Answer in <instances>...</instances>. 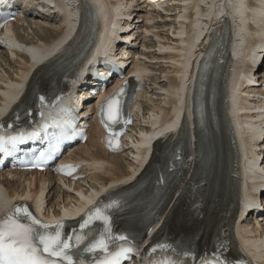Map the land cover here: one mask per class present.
<instances>
[{
	"label": "bare ground",
	"instance_id": "bare-ground-1",
	"mask_svg": "<svg viewBox=\"0 0 264 264\" xmlns=\"http://www.w3.org/2000/svg\"><path fill=\"white\" fill-rule=\"evenodd\" d=\"M52 1L61 22L54 25L37 22L28 25L12 23L11 29L21 43L51 42L63 31L65 24L64 17L59 12L73 14L75 3L77 4L79 0ZM92 2L99 11L102 27L100 32H111L125 1L92 0ZM137 2L141 10L138 18L143 19L137 20L139 29L135 40L138 38L141 41V50L138 57L131 61L147 67L151 73L148 77L150 80L148 89L140 93L144 100L141 111L145 117L137 123L139 128H145L146 124H156L158 118L169 115L171 111L172 114L189 109L190 97L184 94L186 90L193 88L194 61L197 64L200 60L202 51L214 30L226 19L231 24L235 45L230 52L228 69H231L235 86L240 75L245 74L248 77L247 80L238 83L237 98L240 107L235 110V114L246 126L242 128L245 146L241 154L245 161L242 175L247 173V177L248 173H251L248 177L251 180L246 183L244 202H253L257 198L256 184L257 182L259 184L260 179L264 177L263 173L259 174L254 170L255 167L250 161L252 153L256 152L254 147L259 148V158L264 159L262 144L257 139L264 131V105H262L264 55L259 53V47L264 42V0H254V3L251 1L252 4L249 0H138ZM25 3L27 7L31 3L35 10L38 7L43 8L40 0H25ZM168 4L169 7H166L165 5ZM238 4L239 7H236ZM51 11L42 10L44 14ZM162 11L165 12L163 13L165 16L160 14L156 17L152 16L155 12ZM116 33L115 26L112 30V41L117 39ZM65 35L69 36L68 33ZM27 62V56L17 50L11 48L10 52H7L0 48V89L5 88L10 81L18 80L19 69L26 68ZM252 69L256 71L253 73ZM1 99L0 95V102ZM177 100L181 106L176 103ZM174 126L172 125L171 130ZM128 153L124 148L117 152L110 151L104 144L101 131L95 125H91L86 143L75 148L70 154L71 158L87 159V167L81 171L88 173L85 178L74 183L66 181L62 183L48 171L9 169L0 171V187L7 196H18L24 192H31V195H34L39 192L42 208L57 212L61 203L65 205L76 203L77 193L86 190L87 185L101 189L112 181L130 174L133 161ZM244 228L252 233L246 225ZM253 232L256 234L262 232L256 222Z\"/></svg>",
	"mask_w": 264,
	"mask_h": 264
},
{
	"label": "snow or ice",
	"instance_id": "snow-or-ice-1",
	"mask_svg": "<svg viewBox=\"0 0 264 264\" xmlns=\"http://www.w3.org/2000/svg\"><path fill=\"white\" fill-rule=\"evenodd\" d=\"M5 0H0V5ZM9 15L0 12V18ZM111 73H109L110 75ZM103 78L104 74L97 73ZM127 81L97 102V119L105 129V141L110 149H118L122 125L130 123L125 113ZM64 97L48 101L38 96L41 119L27 127L13 128L0 123V153L10 156L28 141H42L38 149L29 153L33 168H43L53 160L63 142L69 138L74 123L71 110L62 107ZM31 115V112L28 113ZM2 115V113H0ZM19 121V116H16ZM78 165H59L58 171L71 175ZM119 201H97L78 221V227L68 228L65 218L43 220L33 214L27 204L12 203L0 211V264H123L131 256H140L139 264H186V257H195L190 250L177 251L170 243L158 242L142 255L134 235L127 230L118 231L113 225L112 210L119 208ZM220 248L199 256L198 264H230ZM159 252V255L157 253ZM243 264V262H237Z\"/></svg>",
	"mask_w": 264,
	"mask_h": 264
},
{
	"label": "rangeland",
	"instance_id": "rangeland-1",
	"mask_svg": "<svg viewBox=\"0 0 264 264\" xmlns=\"http://www.w3.org/2000/svg\"><path fill=\"white\" fill-rule=\"evenodd\" d=\"M251 1H252V3H254V0H249V3H250V4H252Z\"/></svg>",
	"mask_w": 264,
	"mask_h": 264
}]
</instances>
